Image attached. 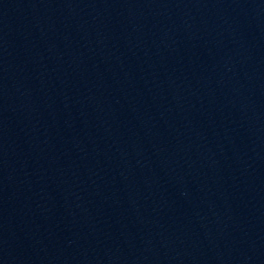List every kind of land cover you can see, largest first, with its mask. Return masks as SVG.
Returning a JSON list of instances; mask_svg holds the SVG:
<instances>
[{
  "label": "water",
  "instance_id": "95a60500",
  "mask_svg": "<svg viewBox=\"0 0 264 264\" xmlns=\"http://www.w3.org/2000/svg\"><path fill=\"white\" fill-rule=\"evenodd\" d=\"M0 233L26 264H264V0H0Z\"/></svg>",
  "mask_w": 264,
  "mask_h": 264
}]
</instances>
